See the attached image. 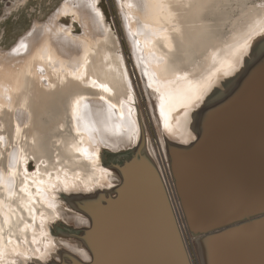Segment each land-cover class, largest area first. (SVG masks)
Returning <instances> with one entry per match:
<instances>
[{"label":"rangeland","instance_id":"374dc122","mask_svg":"<svg viewBox=\"0 0 264 264\" xmlns=\"http://www.w3.org/2000/svg\"><path fill=\"white\" fill-rule=\"evenodd\" d=\"M68 1L70 0H0V54L14 52L19 42L29 34L35 24H38L40 29L49 26L50 20L64 9ZM8 4H15V6L10 7L11 10H9ZM251 4V7L263 8L264 0H255ZM131 7L137 9L132 4ZM92 10L99 16L103 25L102 31H112L118 46L115 52L120 55L124 66L129 86L127 101L131 103H122L124 114L120 113V117L124 119L128 116L124 104L127 108H134L135 115L131 117L136 118L137 121L140 120L141 131H137L134 138L128 139L127 142L122 140L123 143H121L119 141L121 137L117 138L118 141L113 143L117 146L113 147L111 145L108 147L109 144L105 143L106 141L103 143L107 146L101 144V140H97L92 133L86 132L85 135L88 139L91 138V142L83 145V152L87 153H85L86 156H89V153L93 155L94 159L99 162L97 168L103 170L101 171L103 174H94L91 166L85 173L69 176L67 182H64L58 180L61 179L60 176L64 177L59 173L54 172L53 178L45 177L47 172L42 174L36 162L29 160L26 176L36 177L31 181L33 180L39 186L35 193L31 190L29 193L37 207L34 216L37 227L35 240L28 241L27 237L31 235L28 233L23 240L25 242L21 245L25 250L21 248L18 254L14 253L13 256L6 257L1 263L264 264L263 186L257 192L256 184L253 182L244 190H236L232 194L229 193L226 196L224 194L223 197L221 191L225 186H222V182L231 171L242 173L244 170L243 172H246L254 168L255 164L264 162V37L262 41L259 40L252 45L223 51L222 54L229 58L231 65L228 68L226 66V69H223L225 71L217 72L214 79L210 80L213 83H208L209 86L215 84L211 89L207 84L205 88L200 86L207 80V77L205 79L202 77L198 81L192 73H189V69L188 73L191 77L193 76L189 83L194 92L190 86L185 90L183 101H188V103L178 109L177 113L181 117L168 124L164 113L159 109L160 101L152 93L155 90L149 83L152 76L148 73L149 67L144 63V57L148 55L139 54L137 41L134 40L135 35L131 33L135 21L131 18L134 15L130 9L121 0H97L96 7ZM235 17L238 18L237 15ZM57 22L66 29L72 27L75 35H82L84 32L82 21L76 18L75 13H63L58 17ZM232 28L233 26H230L226 30L229 33L228 37L233 34ZM141 35H144L142 31ZM223 64L225 65V63L219 65L223 66ZM193 68L194 66L191 67ZM217 70L221 71V68L218 66ZM213 100L214 102H211ZM252 102L254 104H251ZM251 106L263 108L258 107V111L255 109L258 112L256 114L255 110L249 111L252 109ZM188 110H191L189 123L184 118V113ZM250 112L253 115L255 112L254 118H252L253 115H249ZM126 118L132 122L130 116ZM178 127H181L180 130ZM121 129L123 132L127 131L126 127L121 126ZM170 133L172 136L169 135ZM173 133H176V136ZM93 140L97 145L93 143ZM249 159L252 162H249ZM91 161L92 159L88 157L84 158L86 165H90ZM245 166L247 169H244ZM193 168L195 171L192 170ZM200 171L202 177H199ZM198 178H203L204 183ZM47 184H51L54 188H52V195L46 196L42 193ZM200 184L202 187L199 186ZM43 191H46V188ZM151 191H154V196L159 195L162 199L166 197L163 204L167 201L164 205H167L168 210L171 211L170 214L172 213L175 219L172 224L173 228L171 224L165 228L173 240L163 243L159 253L154 246L148 244V241L144 244L139 233L140 217L151 214L148 206L149 213L146 210L142 213L143 204H150L155 198L150 194ZM51 201H57L55 206H52ZM30 202L31 199H28L27 203ZM72 204L75 206L72 207ZM239 206L242 208L240 212L236 210ZM58 209L61 210L59 215ZM231 210L234 212L231 213ZM97 211L101 214L111 211V215L105 222L112 231V234L109 233L111 238L108 236L104 240V247L99 252L95 251V245L92 246L93 242L87 236L89 232L99 229L97 222L101 219V214L98 215ZM68 213L73 215H71L73 221L60 216L61 214L66 216L64 214L68 215ZM128 228L130 235L127 233ZM171 230L174 232L172 233ZM129 249L134 251L131 252ZM141 253L143 256H140ZM146 255L148 256L144 257Z\"/></svg>","mask_w":264,"mask_h":264},{"label":"bare ground","instance_id":"6f19581e","mask_svg":"<svg viewBox=\"0 0 264 264\" xmlns=\"http://www.w3.org/2000/svg\"><path fill=\"white\" fill-rule=\"evenodd\" d=\"M121 1L134 15H130L135 21L131 33L135 35L134 40L137 41L139 54L146 53L148 55V57H144V63L149 67L148 73H151L152 76L149 83L152 85V89L155 90L152 93L160 101L159 109L164 113L168 124L178 119V109L183 104L188 103V101L183 100L185 90L192 86L189 81L193 76L198 81L202 77H204L203 79L207 77V80L201 83L200 86L201 88H205L206 84L209 86L208 83H213L210 80L214 79L213 77L216 76L217 72H223L226 66L228 68L231 65L229 58L222 54L223 51L227 52L231 48L252 45L264 37V7H251V3L255 0ZM96 3L97 0L68 1L64 9L50 20L49 26L40 29V26L35 24L29 34H25L26 37L19 42L14 52L0 54V263L6 257L13 256L14 253L18 254L21 248H24L21 245L25 242L23 240H25L28 233H31V235L27 237V240L31 242L35 240L37 227L35 226L34 216L37 207L29 193L30 190L35 193L39 186L33 180L31 181L36 177L29 176L28 178L26 176L29 160L32 159L36 162L42 174L47 172V175H44L45 177L50 176L53 178L52 174L54 172L55 174L59 173L64 177L60 176L61 179L58 180L64 182H67L69 176L85 173L91 166L94 174H103L101 172L103 170L97 168L99 162L94 159L93 155L91 156L89 153V156H86L87 153L83 152V145L91 142V138L86 137V132L92 133L97 140H101V144L106 146L109 144L108 147L110 145L113 147L116 145V143H113L116 140L118 141L117 138L121 137L119 138L120 142L122 140L127 142L128 139H133L134 135L137 134L136 132H139L141 128L140 120L137 121L136 118L131 117L135 115L136 110L134 111V108H127V105L124 104V108L127 109H125V112L127 111L130 119L132 118V122L126 118L128 116L124 119L120 117V113L124 114L122 103L129 102L127 101L129 99V86L121 57L115 52V48L118 49V46L112 31H102L103 25L99 20V16L92 10L96 7ZM131 4L139 11L133 9ZM7 6L10 8L15 4H8ZM68 12L75 13L76 18L78 17L82 21L84 28L82 35H75L72 27L66 29L57 22L60 15ZM236 15L238 18L235 17ZM230 26H233V34L228 37L229 33L226 30ZM141 31L144 35H141ZM236 51L239 52V50ZM232 59L234 61V58ZM221 63H225V65L220 66ZM142 66L144 67V65ZM193 66L194 68L191 69ZM218 66L221 71L217 70ZM188 72L192 73L193 76L191 77ZM144 74L147 75V73ZM146 84L148 83L146 82ZM212 86H209L210 89ZM221 88L224 89V87ZM192 92H194L193 89ZM211 102H214V100ZM130 103L131 101L128 104ZM255 105H257L256 102ZM251 107L252 109L249 111L255 109L258 111L259 106H256L257 108ZM191 110L184 113V118L188 123L191 118ZM256 110L255 112H257ZM255 112L254 115L258 114V112L255 114ZM251 113L250 116L253 115ZM254 115L252 118H254ZM242 117L244 116L242 115ZM232 122L234 121L232 120ZM121 126L126 127L127 131L123 132ZM173 134L176 136V133ZM186 137L188 138V136ZM103 141H106L107 144ZM93 143L97 145L95 141ZM197 155L194 156L197 157ZM85 157L92 159L90 165L84 163ZM249 162L252 161L249 159ZM192 166L196 167L194 164ZM245 167L244 169H247V166ZM243 171L242 173L231 171L227 175L222 182V186L225 185L224 188L222 187L224 190L221 189L223 192L222 197L224 194L226 196V194H232L236 190L242 191L253 182L256 184L257 192L262 186L264 192V162L255 164L254 168H250L246 172ZM199 177H202V172ZM186 181L188 182V180ZM199 181L202 182L203 178H200ZM44 188H46V191H43ZM44 188L43 190L40 188L43 195H52L53 186L51 184H47ZM153 193L154 191L150 193L155 197L151 203L143 204L142 213L149 208L151 214L140 217L139 224L141 228L139 233L144 244L148 241V244L154 246L159 253L163 243L173 240L165 228H168L170 224H174L175 219L172 217V213L170 214L171 211L168 210L167 205H164L167 202L166 200L163 204L166 197L162 199L159 195L154 196ZM28 199H31L30 203H27ZM51 203L52 206H55L57 201H51ZM71 206L74 207L75 205L72 204ZM241 209L240 206L236 208L237 211ZM60 212L61 210L58 209V215ZM149 212L147 211V213ZM233 212L234 210L231 213ZM106 213L101 214L98 212V215L101 214V219L97 222L99 229H95L87 235L88 239L93 242L92 246L95 245L96 252L102 250L104 240L108 236L111 238V235H109V233L112 234L111 228L106 226L105 222L108 216L111 215V211ZM62 214L60 216L64 219L73 221L71 220L72 214L68 213L70 216L67 214L63 216ZM171 227L173 228V225ZM128 232H130L129 228L127 229ZM128 234L130 235V233ZM128 234L127 236H129ZM180 245L182 247L181 242ZM184 249L182 250L184 251ZM141 252L143 253V249ZM172 252L175 254L174 250ZM140 256H143V254ZM184 258L186 259V257ZM143 261L145 262V260ZM135 263L137 264V262Z\"/></svg>","mask_w":264,"mask_h":264},{"label":"snow or ice","instance_id":"6c2138e0","mask_svg":"<svg viewBox=\"0 0 264 264\" xmlns=\"http://www.w3.org/2000/svg\"><path fill=\"white\" fill-rule=\"evenodd\" d=\"M101 87H103V86H101ZM105 90H107V89H105Z\"/></svg>","mask_w":264,"mask_h":264}]
</instances>
